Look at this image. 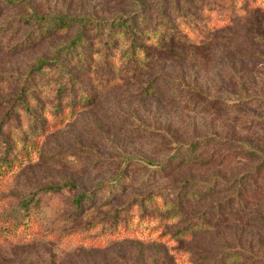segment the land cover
I'll return each mask as SVG.
<instances>
[{"label":"rangeland","instance_id":"374dc122","mask_svg":"<svg viewBox=\"0 0 264 264\" xmlns=\"http://www.w3.org/2000/svg\"><path fill=\"white\" fill-rule=\"evenodd\" d=\"M24 1L0 0V28L8 26L0 38V118L4 119L12 107L6 101L18 95L21 77L29 76L39 59L51 60L54 49L75 35V27L69 26L22 49L25 36L38 27L31 19L33 11L46 18L103 20H119L121 15L137 18L144 11L160 22L159 30L138 36L141 49L125 39L118 41L116 72L130 68L131 49L141 53L139 66L130 68L131 74L120 82L104 86L98 75L74 66L77 85L93 97L90 108L65 115L50 126L49 134L33 138L36 145L21 154V167L0 183V197L6 191L40 190L66 182L76 185V191L91 192L111 181L131 158L132 185L113 204L131 209L119 216L122 225L110 232L111 208L86 209L77 217L71 205L74 194H65L37 216L44 233L54 227L63 232L85 229L100 221L101 227L77 239L32 234L24 226L12 233L6 217L13 203L2 201L0 264H220L224 249L237 248L257 259L242 256L228 264H264V160L245 149L247 145L264 153V48L251 42L255 33L264 36V0H255L256 4L249 0V5L244 0H192L191 14L185 17L178 14L173 0L163 4L141 0L144 9L135 4L138 0ZM178 4L183 12L186 3L178 0ZM102 46V40H94V51ZM182 85L201 90L206 99L197 100ZM230 94H245L249 100L235 103ZM177 145L187 150L179 152L174 162ZM159 164L167 169L155 176L153 167ZM247 177L244 187L252 198L243 201L241 220L214 225L212 208L231 205L237 196L232 186ZM189 181L188 197L173 200L178 187ZM212 184L218 186L214 193L189 197ZM164 191L171 196L168 204L156 200L132 209L139 197L150 199ZM107 242L105 248L90 245Z\"/></svg>","mask_w":264,"mask_h":264},{"label":"trees","instance_id":"16d2710c","mask_svg":"<svg viewBox=\"0 0 264 264\" xmlns=\"http://www.w3.org/2000/svg\"><path fill=\"white\" fill-rule=\"evenodd\" d=\"M173 1L174 8L175 6L180 7L178 0ZM183 1L186 3V8L182 12L178 7V14L182 17L189 16L191 14L189 10L193 8L192 0ZM160 2L163 4L166 0H160ZM244 2L249 5V0H244ZM254 2L255 0H251V4H256ZM16 3L13 2V4ZM24 3L28 4V1L25 0ZM135 4L140 6V9L145 8L141 0H138ZM199 4L201 5L202 2H199ZM145 13L141 11L137 18L121 15L119 20H103L92 16L70 15H56L46 18L37 15L34 11L31 13V19L33 22H37L38 27L25 36L20 43L22 49L34 47L44 39L59 34L69 26L75 27L76 30L72 40L54 49L51 60L39 59L36 68L30 69V75L21 77L18 95L6 101L11 103L12 107L9 114L5 116V119L0 118V183L21 167V154H24L28 148L36 145L34 143L36 139L33 140V138L40 139L49 134L51 131L49 129L50 126H55L56 123L61 122L65 115H73L79 109L90 108L93 97L86 93V89L77 85L76 72L74 71L76 69H74V66L78 70H85L92 74L95 73L98 75V81L104 86L116 84L127 78L131 74L130 72H132L130 68L136 69L139 66L140 55L137 54L141 53L131 49L132 57L131 61L129 60L130 62H128L131 64L129 65L130 68H120L119 72H116V63L114 62L116 61L115 52L117 51L120 39H125L132 45H137V49H141L137 43L139 41L138 36H142L143 34L149 35L151 29L152 31L159 30L158 24L160 21L158 17L149 16ZM17 28L15 27V29ZM169 29L172 30L171 28ZM5 30H8V26L0 28V33ZM172 34H175V32H172ZM1 36H3V33L0 34V38ZM171 39L168 38L166 41L170 43L172 42ZM94 40L103 41V46L99 51L93 50ZM159 41L164 43L162 39ZM251 42L264 48V36L260 32L253 35ZM181 87L187 93L196 95L197 100L206 99L205 94L199 89L185 85ZM244 95L237 96L230 94L229 96L230 100H234L235 103H242L249 100ZM227 100H225V103L229 102ZM43 118L47 120L45 124L41 122ZM203 141L204 139L196 142L193 149L198 150ZM176 147V154L174 159H172L174 162L179 160V152L187 150L185 145H177ZM245 149L254 155H259L264 160V153H261L259 150L247 145H245ZM131 160V158H127L123 162L124 168H121L111 181L97 185L91 192L76 191L78 187L72 182H66L62 185H45L40 190L30 187L23 191H6L0 197V202L7 201L13 203V210L6 217L8 230L14 233L15 230L24 226L32 234L36 233L38 235L44 234L52 237L72 239L79 238L82 233L98 230L101 227V221L99 223L92 222L85 229H71L63 232V229H55L57 227H54L47 233L43 232L42 225L37 220V216L40 217L45 208L54 202V199L57 200V198L65 194H74V200H72L71 204L73 214H76L80 218L86 209L92 210L98 207L111 208L109 220H111L112 224L109 230L111 232V230L116 229L117 232L119 226L122 225L119 223V216L123 211L124 214H128L127 211H131V209L125 207L113 206L118 199L122 198L126 187L132 185L131 178L128 176L130 168H133L132 163H134ZM153 169L155 170L154 173H156L154 174L155 176H161L167 168L163 164H159L154 166ZM248 180L249 178L247 177L234 183L232 190L237 191V196L234 197V201L232 204L230 203L231 205L214 206L212 208L210 216L214 225L241 220L243 201L246 202L248 200L247 202H249L252 198V193L247 195L248 192L246 187H244L247 186ZM189 183L190 181L181 186L179 185L180 191H178L177 197L173 200H179L180 197H188L189 191H185V189H188ZM2 186L3 184H0V189ZM206 186V189L202 191H192L189 197L198 199L214 193L218 188L217 185L213 184ZM168 193V191H164L163 194H155L150 199L139 197L140 199L136 204H133L132 209H136L137 206L141 209L146 203L150 205L156 204V200H164L168 204L167 202L171 198ZM170 202L172 203V200ZM77 217L72 218L77 219ZM203 224L209 223L203 221ZM196 229H192V231ZM115 234L110 233V236H114ZM109 243L107 242L103 246L95 243H91L90 245L105 248ZM242 256L244 258L257 259L251 252L242 249H224L220 264L232 263L235 259Z\"/></svg>","mask_w":264,"mask_h":264}]
</instances>
